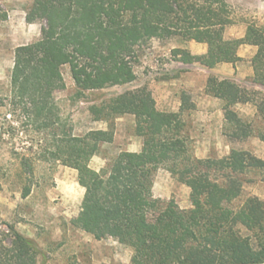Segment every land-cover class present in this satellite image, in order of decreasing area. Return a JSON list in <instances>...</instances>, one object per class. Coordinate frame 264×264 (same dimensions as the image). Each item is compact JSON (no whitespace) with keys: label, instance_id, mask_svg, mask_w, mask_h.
<instances>
[{"label":"trees","instance_id":"16d2710c","mask_svg":"<svg viewBox=\"0 0 264 264\" xmlns=\"http://www.w3.org/2000/svg\"><path fill=\"white\" fill-rule=\"evenodd\" d=\"M226 11L224 2L215 8L193 0H34L28 17L45 25L39 38L16 48L10 75L11 102L22 111L25 131L52 129L47 135L55 139L54 95L66 87L61 72L65 65L81 97L136 81L137 49L152 39L180 37L209 44L208 54L202 56L185 49L172 51L187 63L212 68L221 61H236L237 47L245 41L259 43V36L250 27L245 39L224 40V28L232 23ZM263 51L254 58L256 82H261ZM207 91L224 101L230 137H249L251 126L231 107L254 100L251 93L215 76L209 77ZM182 99L179 112H163L156 108L148 86L128 90L90 106L94 120L107 122L108 129L79 135L66 120L64 138L39 154L77 170L85 194L74 225L98 240L113 238L130 247V264H260L264 201L250 196L235 202L248 173L255 172L264 181V159L240 149L223 158H197L183 122L190 97L183 94ZM258 107L263 112L260 103ZM125 114L136 118L142 151L120 152L95 171L91 159L103 143L113 142L112 122ZM30 159H21L28 168L27 179L33 174ZM160 168L190 187L191 208L154 197V177ZM30 193L31 186L25 184L23 197ZM243 228L250 233L244 235ZM1 235L5 239L0 240V264H45L37 243L14 225L0 220Z\"/></svg>","mask_w":264,"mask_h":264},{"label":"rangeland","instance_id":"374dc122","mask_svg":"<svg viewBox=\"0 0 264 264\" xmlns=\"http://www.w3.org/2000/svg\"><path fill=\"white\" fill-rule=\"evenodd\" d=\"M33 1L0 0V220L14 225L24 236L33 239L42 252L40 261L45 264H130V247L113 238L98 240L74 225L73 221L80 212L85 194V189L78 182L77 170L58 160H44L43 156L48 154L39 153L64 138L66 120L79 135L92 129L100 130L103 122L94 120L90 106L100 105L128 90L149 86V79L157 78L160 74L166 75L165 71L170 75L169 72L184 69H176V65L171 62V52L168 56L164 55L160 49V43L165 42L164 40L152 39L137 49L136 81L86 92L77 97L70 67L65 65L61 72L66 87L54 95V120L57 121L54 127L55 139L53 135H47L52 129L45 132L25 131L28 128L23 123L22 111L11 102L10 75L16 48L39 38L45 25L42 20L29 19L28 10ZM193 1L204 6L213 4L215 8L224 2L232 23L258 25L263 28V32L256 30L257 34L263 36L264 0ZM177 40L179 39L176 37L171 39L172 42H180ZM262 48L264 49V42ZM259 66L260 72L264 73V58ZM250 90L251 97L262 105L263 112L260 117L251 116L247 120L251 121L250 128L253 132L264 133V88ZM116 122V119L112 122L114 132ZM122 122L124 127L126 121ZM32 144L33 148L30 150ZM190 146L192 147L191 142ZM253 147L256 155L264 159V143H253ZM113 150L101 145L97 156L111 157L115 155L112 154ZM23 156L31 158L33 174L29 179L26 176L28 168L21 161ZM245 178L247 181L243 185L242 195L235 204L250 196H257L264 201V181L255 172L248 173ZM25 184L31 186V193L27 197H23ZM172 198L176 201L175 196ZM249 233L243 228L244 235ZM1 239H5L3 235L0 236Z\"/></svg>","mask_w":264,"mask_h":264},{"label":"crops","instance_id":"0c3cea01","mask_svg":"<svg viewBox=\"0 0 264 264\" xmlns=\"http://www.w3.org/2000/svg\"><path fill=\"white\" fill-rule=\"evenodd\" d=\"M250 27L253 28V32L256 30L259 33L263 32V28L258 25L231 23L225 26L223 38L224 40L245 39ZM252 35L251 30L250 39H254ZM258 36L259 43L245 41L237 47L236 61H221L212 68L199 62H184L180 55L175 56L172 52L174 49H185L191 55H206L209 52V44L207 42L183 40L180 37H176L179 39L177 42H180H172L171 38L160 43V49H162L164 55L168 56L171 52V62L176 65V69L184 70L169 72L170 75L165 71L166 75L160 74L157 78L149 79L148 87L156 101V108L163 112H179L183 106V94H187L190 97V103L185 107L183 113L184 130L192 143L193 154L199 159L227 157L233 149L246 150L259 157L256 155L253 143H264V133L253 132L245 139H232L227 132L229 123L225 117L224 101L207 91L210 76L235 82L250 93H252L251 88H264V83H262L264 81V73L259 71L261 82H256L254 58L259 50L262 49L264 33L263 36L261 34H258ZM254 37L257 38L256 36ZM258 104L257 100L251 99L250 101L236 103L231 109L244 121H248L247 119L251 116H261L262 111H260ZM116 121L113 142L103 143L102 147L113 148L114 153L112 154L115 155L123 151L141 152L144 140L143 137L136 133L135 116L125 114L116 118ZM122 121H126L124 127ZM102 122L100 130L108 129V123ZM250 122L248 121L249 125ZM108 159L109 157L107 156L95 155L90 161V167L95 171H100L106 165ZM152 192L154 197L163 200H170L175 196L176 202L181 208H189L191 205L190 187L178 181L166 169L160 168L156 172Z\"/></svg>","mask_w":264,"mask_h":264},{"label":"water","instance_id":"95a60500","mask_svg":"<svg viewBox=\"0 0 264 264\" xmlns=\"http://www.w3.org/2000/svg\"><path fill=\"white\" fill-rule=\"evenodd\" d=\"M260 264H264V261H262Z\"/></svg>","mask_w":264,"mask_h":264}]
</instances>
